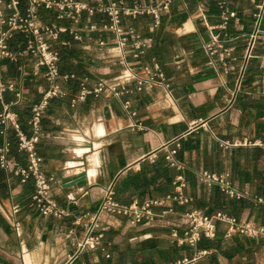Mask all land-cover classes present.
Listing matches in <instances>:
<instances>
[{
	"label": "crops",
	"instance_id": "obj_1",
	"mask_svg": "<svg viewBox=\"0 0 264 264\" xmlns=\"http://www.w3.org/2000/svg\"><path fill=\"white\" fill-rule=\"evenodd\" d=\"M123 1L133 6L159 0ZM263 2L173 0L157 26L148 14L122 15L128 39L121 53L117 35L103 27L105 15H83L73 22L40 9L42 22L68 28L50 40L59 51L56 83L64 94L49 100L36 145L41 170L52 178L50 197L66 214H40L31 199L32 180L21 182L13 166L0 167V264H173L203 248L209 253L192 264H264V235L225 236L227 226L218 224L216 236L196 247L178 245L170 235L185 228L184 212L190 207L208 214L224 211L264 227V203L253 201L264 200V13L246 60L254 15ZM25 6L26 0H20L18 9L23 12ZM224 12L234 16L221 28ZM137 44L141 53L135 57ZM23 64L19 73L15 64L5 62L3 78L22 84L23 100L13 110L29 134L30 107L48 83L42 68L27 59ZM82 87L89 92L79 99ZM12 98L5 93L6 102ZM244 138L248 144L241 143ZM5 140L11 143L10 162L24 166L12 130L0 135V146ZM172 151L175 164L166 158ZM202 170L226 175L250 197L231 199L204 185L196 175ZM178 177L184 193L193 197L190 206L169 200L154 211H170L136 225L104 212L101 246L78 249L88 217L77 226L73 221L93 214L108 186L112 199L127 205L173 193Z\"/></svg>",
	"mask_w": 264,
	"mask_h": 264
},
{
	"label": "built area",
	"instance_id": "obj_2",
	"mask_svg": "<svg viewBox=\"0 0 264 264\" xmlns=\"http://www.w3.org/2000/svg\"><path fill=\"white\" fill-rule=\"evenodd\" d=\"M226 0H220L223 4ZM173 0H159L154 5L135 4L128 6L123 0H26L24 11L18 9L20 0H0V135L5 134L8 130H12L15 136V147L18 153L24 156L25 165L21 166L17 162L11 163L9 154L11 152V143L5 140L0 146V167L9 169L13 166L14 173L20 178L21 182L32 180L33 192L31 199L33 200L36 209L42 215H53L62 217L66 214L65 209L60 208L50 197L52 178L46 176L41 170V157L38 155L36 145L40 138V124L43 114L49 100L55 96L63 95V91L56 83L59 77V51L52 47L50 40L58 39L59 35L66 32L68 28L65 25L56 23H44L40 20L39 10H51L55 13L57 20H69L78 22L83 15L92 17L95 14H103L107 17L108 22L103 27L115 33L118 37L116 48L122 52L128 37L125 36L124 29L120 25L122 15L137 17L139 15L148 14L153 17L154 25L157 26L160 22V17L163 13L169 10ZM264 13V2L257 5L255 13V29L250 34L247 42L246 60L251 54L257 34L259 32L260 23ZM233 12H224V23L221 28H225V23L229 17H233ZM94 26H91L93 28ZM22 35V47L11 48L9 41L16 34ZM128 33L133 34L130 30ZM75 37H77L75 35ZM137 52L134 54L137 57L141 53V45L135 46ZM209 53L214 50L210 45L207 46ZM30 60L35 67L43 69V76L48 83V87L43 91L41 98L34 102L30 107V115L27 124L30 127V133H25L19 121L18 113L13 110L14 105L22 102L24 91L21 83H16L3 78V66L5 62H10L16 65L19 73L24 70L23 61ZM224 55L220 54L219 62L226 66ZM146 73H149L148 68H144ZM264 78V74L262 75ZM155 81L151 78L150 83ZM102 89L100 84L95 92ZM115 92V86L110 87ZM82 87L79 99H83L88 93ZM5 93H11L13 98L11 101L4 100ZM243 144H248L247 138L242 140ZM173 151L168 153L166 158L175 164ZM196 175L201 183L209 187H217L222 193L231 199L249 198L250 193L247 190H238L231 185L226 175L211 173L207 170L196 172ZM179 182H176L173 193H168L161 198L148 199L143 202H132L127 205H122L112 199V186H108L103 192L101 201L96 211L89 215L76 217L73 225L77 226L81 223V219L85 216L88 221L84 224V235L77 243L78 249L86 248L95 249L101 246L103 237L99 231L100 216L104 212L123 215L128 219L130 225H136L146 220H153L156 217L163 216L170 211L162 210L160 213L154 211L157 207H162L164 204L173 200L179 205L190 206L193 202V197L184 193V183L181 177H178ZM254 202L264 203L261 198H253ZM18 211L15 205L12 207V212ZM186 218V226L179 234L173 230L171 237L178 245H189L196 247L202 237L213 239L216 236V228L218 224L227 226L224 234L231 236L233 234H243L249 237L264 235V227L255 228L250 222L242 221L234 216L229 215L224 211H216L213 214H208L204 210L196 207H190L184 212ZM14 229L19 235V223L14 222ZM72 231H70L71 233ZM209 253L206 248L197 249L195 255L190 259H181L173 264H192L200 257Z\"/></svg>",
	"mask_w": 264,
	"mask_h": 264
},
{
	"label": "trees",
	"instance_id": "obj_3",
	"mask_svg": "<svg viewBox=\"0 0 264 264\" xmlns=\"http://www.w3.org/2000/svg\"><path fill=\"white\" fill-rule=\"evenodd\" d=\"M9 44L11 48H19L22 47V35L19 33H16L9 41ZM204 237L201 238V240Z\"/></svg>",
	"mask_w": 264,
	"mask_h": 264
}]
</instances>
